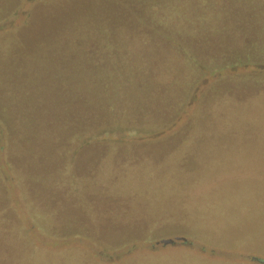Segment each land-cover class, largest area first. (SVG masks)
Masks as SVG:
<instances>
[{
	"label": "trees",
	"instance_id": "obj_1",
	"mask_svg": "<svg viewBox=\"0 0 264 264\" xmlns=\"http://www.w3.org/2000/svg\"><path fill=\"white\" fill-rule=\"evenodd\" d=\"M25 2L0 0V149L29 229L42 237L91 230L111 240L107 251L164 234L163 219L142 225L123 202L103 198L115 184L96 174L113 166L108 150L129 154L114 167L143 151L160 166L175 154L176 172L194 162L188 152L222 147L221 137L250 135L264 149L256 123L229 111L252 98L264 105V73L233 72L264 67V0H33L29 16L8 26ZM107 38L141 46L120 58ZM198 89L201 107L180 123ZM228 162L246 165L243 157ZM6 180L0 169V264H76L70 252L33 244Z\"/></svg>",
	"mask_w": 264,
	"mask_h": 264
},
{
	"label": "rangeland",
	"instance_id": "obj_2",
	"mask_svg": "<svg viewBox=\"0 0 264 264\" xmlns=\"http://www.w3.org/2000/svg\"><path fill=\"white\" fill-rule=\"evenodd\" d=\"M31 1L33 0H26L18 17L8 26L12 27L29 16L32 12ZM106 41L112 47L111 55H118L120 58L122 54L136 56L134 51L141 46L137 40L127 45L121 43L122 40L115 42V38H107ZM20 55L26 58L27 51L24 53V49L19 48V57ZM233 72L242 75L260 74L264 73V67L246 66ZM198 93L199 89L181 116L180 123L192 117V112L201 107L199 100L195 103ZM252 99L245 104L234 105L235 108L229 110L232 115H226L237 116L243 124L249 121L256 123L264 135L263 121L259 119L260 116L264 117V105H258ZM252 105L254 112L251 111ZM3 145L1 139L0 146ZM218 145L222 147L211 148L204 144L198 147V151L188 152V157L190 154L195 155L194 162L191 165L183 162L182 166L177 167V173L169 167V163L174 161L171 157H175V154L168 159L162 158L161 162L167 163L160 166L156 164L152 154L143 151L136 163L114 167L117 166L114 165L117 161L128 159L129 154L117 157L108 150L105 161L113 166L108 165L96 174L101 178L104 173H108L106 180L114 179L115 184L112 193L103 195V198L123 202L126 215L138 219L137 223L143 222L142 225L150 224H145L144 221H150L153 216L163 219L159 222L160 230L157 231L164 234L149 242L111 245L107 247V251H102L103 245L111 240L102 238L98 241V235L91 230L83 231L77 236L69 235L57 239L44 238L29 229L18 190L4 164L5 153H2V149L0 169L8 178L7 191L20 218L28 227L33 244L44 249L42 251L63 250L66 254L70 252L76 264H261L260 261H264V161L261 162L258 153L264 154V149L262 150L257 141L250 140V135L226 136L224 139L221 137ZM242 157L243 164L246 165L241 168L228 162ZM234 166L237 168L235 172ZM136 213L139 215H134ZM172 213L175 220L166 222L165 217L168 219ZM172 226L179 229L176 232L169 230ZM104 234H107L105 230ZM175 238H183L185 242L166 247L158 244L162 240ZM49 260L51 264L58 261L56 258Z\"/></svg>",
	"mask_w": 264,
	"mask_h": 264
},
{
	"label": "water",
	"instance_id": "obj_3",
	"mask_svg": "<svg viewBox=\"0 0 264 264\" xmlns=\"http://www.w3.org/2000/svg\"><path fill=\"white\" fill-rule=\"evenodd\" d=\"M177 242H185V239L183 238H175V239H165L162 240L161 242H159L158 244L162 247H166V246H172L175 245Z\"/></svg>",
	"mask_w": 264,
	"mask_h": 264
}]
</instances>
